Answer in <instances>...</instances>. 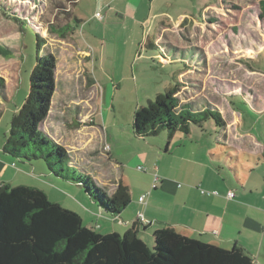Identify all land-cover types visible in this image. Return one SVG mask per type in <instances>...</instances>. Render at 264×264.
Masks as SVG:
<instances>
[{
	"label": "rangeland",
	"instance_id": "374dc122",
	"mask_svg": "<svg viewBox=\"0 0 264 264\" xmlns=\"http://www.w3.org/2000/svg\"><path fill=\"white\" fill-rule=\"evenodd\" d=\"M0 6V46L11 52L10 58L0 56V185L35 186L44 190L51 202L77 212L85 225L111 234L114 224L93 211L94 203L84 188L54 176L44 160H21L3 151L12 121L25 106L37 57L46 54L57 60L56 93L40 131L50 137L63 136L65 122L77 123L78 112L84 109L95 111L89 130L92 134L97 128L109 141L118 143L117 161L127 165L125 186H137L144 176L137 170L146 168L131 155L134 153L123 152L136 147L144 150L133 129L135 112L148 107L150 101L156 102V97L176 86L178 80L182 104L193 103L198 108L211 104L222 109L225 119L229 108L235 110L246 122L244 131L253 126V135L264 141V3L0 0ZM96 12L104 16L103 21L95 17ZM85 122L88 125L90 120ZM223 131L214 121H208L203 130L192 127L195 135L204 134L211 144L218 145L219 153L227 154L226 161L234 168L230 171L227 167V171L234 177L236 158H241L238 166L242 170L249 157L224 145ZM224 134L227 136L226 131ZM148 139L169 141L166 131ZM219 139L224 144L220 145ZM231 155L234 160H229ZM72 156L78 165L73 167L88 174L80 168L79 158ZM121 170L106 168L113 184ZM91 171L93 180L103 175L93 167ZM95 180L110 197L109 190ZM145 239L150 244L148 237Z\"/></svg>",
	"mask_w": 264,
	"mask_h": 264
},
{
	"label": "trees",
	"instance_id": "16d2710c",
	"mask_svg": "<svg viewBox=\"0 0 264 264\" xmlns=\"http://www.w3.org/2000/svg\"><path fill=\"white\" fill-rule=\"evenodd\" d=\"M36 37L42 49L38 34ZM0 56L10 58L11 52L0 46ZM56 64L51 54L37 57L25 106L12 121L11 135L3 151L21 160H44L54 176L84 188L99 214L114 219L131 203L129 187L119 182L114 194L108 197L89 173H79L73 167L78 165L63 145L40 131L56 93ZM179 83L180 80L159 94L156 102L150 101L148 107L135 112L133 129L137 139L154 138L162 131L167 132L169 141L178 133L189 137L192 127L203 130L208 121H214L225 131L227 124L217 107L182 104ZM229 160H234V156ZM153 240L148 244L141 237L139 222L124 236L105 235L85 225L77 212L51 202L44 190L0 185V264H255L238 245L224 249L184 236L173 228L156 230Z\"/></svg>",
	"mask_w": 264,
	"mask_h": 264
},
{
	"label": "crops",
	"instance_id": "0c3cea01",
	"mask_svg": "<svg viewBox=\"0 0 264 264\" xmlns=\"http://www.w3.org/2000/svg\"><path fill=\"white\" fill-rule=\"evenodd\" d=\"M94 113L90 109L78 112L77 123L64 121L67 128H63L64 135H51V138L61 143L71 158L74 157L72 154L79 158L83 171L91 175V167L101 171L102 177L94 180L112 196L119 182L124 185L127 165L117 161L118 143L113 139L109 141V137L105 138L97 128L91 134L89 127ZM227 116L228 119L223 117L227 124V136L223 134V137L227 143L219 139L220 145L249 157L242 170L238 166L241 158H236L234 177L227 171V167L234 170L233 164L226 161L227 154L219 153L218 145L211 144L204 134L195 135L192 131L189 137L178 133L167 143L166 140L139 139L144 143V150L136 147L123 151L134 153L131 155L139 158L146 168L145 171L137 170L144 174L137 186L126 184L132 197L129 207L121 215L112 219L93 209L108 223L114 224L111 233L123 235L138 222V214H143L150 224L139 222L140 235L143 239L148 237L149 243L154 241L156 230L173 228L184 236L224 249L238 245L249 253L255 264H264V141L253 135L255 127L249 125L244 131L246 122L235 110L229 108ZM48 118L49 115L40 128L45 126ZM87 119L90 123L85 125ZM106 146L109 151L105 150ZM108 167L122 169L115 184L105 171ZM155 174L159 175L160 182L153 190ZM230 192L235 193L233 199L228 197ZM146 194V201L140 203L139 198Z\"/></svg>",
	"mask_w": 264,
	"mask_h": 264
},
{
	"label": "built area",
	"instance_id": "2783aa9c",
	"mask_svg": "<svg viewBox=\"0 0 264 264\" xmlns=\"http://www.w3.org/2000/svg\"><path fill=\"white\" fill-rule=\"evenodd\" d=\"M95 17L98 18L99 21H103L104 20V16L100 13V12H96L95 14ZM105 150L109 151L110 148L108 146L105 147ZM139 171H145L144 168L140 167L138 168ZM154 183L152 185V189L155 190L157 188V184H159L160 182V177L158 174H155L154 176ZM206 191H202V193H205ZM211 194V193H209ZM214 194H217V193H214ZM148 197V194L146 195H143L142 197L139 198V202L140 203H144L146 201V198ZM228 197L230 199H233L235 197V193L234 192H230L228 194ZM138 222H140L141 224L143 225H147V224H150L149 220H147L143 214H138Z\"/></svg>",
	"mask_w": 264,
	"mask_h": 264
}]
</instances>
